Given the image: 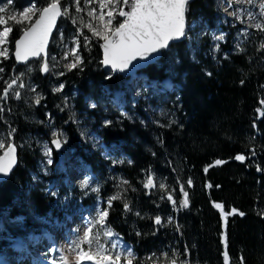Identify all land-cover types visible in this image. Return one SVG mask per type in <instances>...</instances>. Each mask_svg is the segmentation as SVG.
I'll list each match as a JSON object with an SVG mask.
<instances>
[{
    "label": "trees",
    "instance_id": "1",
    "mask_svg": "<svg viewBox=\"0 0 264 264\" xmlns=\"http://www.w3.org/2000/svg\"><path fill=\"white\" fill-rule=\"evenodd\" d=\"M6 1L0 0V3ZM48 2L13 0L12 3L14 8L20 9L29 3L43 7ZM210 5V0H194L189 8L211 25ZM17 38L14 29L10 40ZM253 41L252 38L250 47L249 43L244 44L242 48L246 51H235L227 58H219L218 64H213L200 52L190 55L184 42L171 46L174 57L166 68L176 75L181 86L179 121L146 129L123 121L121 127L110 124L100 132L107 147L116 145L127 158L114 168V175H105L107 179L102 182L99 195L106 199L121 194V199L112 202L107 225L133 245L136 253L133 264H151L153 257L167 246L190 264H264V114L261 119H256L259 100L264 96V41L258 50ZM91 53L101 60L98 47H93ZM0 67L5 73L19 71L13 60ZM166 68L158 69L153 64L144 72L149 78L159 80L166 77ZM63 79L65 95L72 90L68 83L81 95H88L96 93L102 85L116 89L125 80L115 76L105 80L104 74L86 58L81 70H74ZM37 84L46 104L44 109H38V118L44 119L43 112L46 111L57 123L66 126L65 115L53 107L54 96L49 93L47 78L39 75ZM80 101L81 96L75 100L76 109L93 116L94 110L78 105ZM0 107L5 111L10 106L4 101ZM16 109L7 112L10 130L15 129L12 133L15 143L27 134L48 138L41 124L32 123L29 118L21 119L22 110ZM74 149L80 158H87L76 146ZM18 150L16 169L7 181L0 183V217L2 214L9 219L21 216L27 225L30 218L19 212L15 200L25 199L28 208L39 217L51 213L52 200L38 187L29 189L25 186L30 182L29 173L37 171L40 155L35 147L24 145ZM238 154L245 156V160H236ZM216 160L224 163L216 165ZM89 163L93 169L101 167L106 173L105 162L95 159ZM106 165L111 164L106 162ZM118 175L128 183L121 182L116 189ZM149 176L155 187L145 188ZM157 179H162L167 188L159 189ZM181 185L188 193L189 205L184 208L179 206L184 198ZM20 187L27 189L25 195ZM169 194L176 201L175 205L168 201ZM125 202L131 211H124ZM215 203L223 206L224 213H231L233 208L237 213L228 215L225 220ZM170 211L174 220L165 226L163 218ZM137 212L140 215H136ZM157 216L162 219L160 225L154 223ZM35 228V224H29L25 233ZM3 244L0 242V247Z\"/></svg>",
    "mask_w": 264,
    "mask_h": 264
},
{
    "label": "rangeland",
    "instance_id": "2",
    "mask_svg": "<svg viewBox=\"0 0 264 264\" xmlns=\"http://www.w3.org/2000/svg\"><path fill=\"white\" fill-rule=\"evenodd\" d=\"M50 2V0H49ZM210 11H212L213 23L208 28L207 23L201 17H198L188 7L187 12V29L185 36V47L190 55L194 52L201 53L204 57L210 59L213 64H218L219 58H227L228 54L235 51H246L244 44L249 43L251 46V39L253 38L256 50L260 48V44L264 41V31L255 27L257 23H264V12L262 5L264 0H210ZM231 3V7H229ZM35 3H29L26 6L16 9L6 2L0 3V6H6L7 11L0 15L7 18L9 15H18L25 7ZM71 5L69 16H62L59 19L55 34L51 40L50 47L47 54L49 71L45 78L49 85V93L54 96L53 107L58 110V113H63L68 121L66 126L62 122H56L55 117L44 111V119L37 116L39 111L46 107L43 103L44 94L38 89L37 79L40 75V68L42 66V57L36 61H32L23 67H18L19 71L10 73H0V93L6 87L5 81H9L16 75L23 73L22 81L26 85L24 88H17L21 93L20 99H16L13 95H9L6 103L8 110L0 112V139H3L6 147L10 142L8 133L12 128L9 115L7 112H12L13 109L21 108V119L29 120L32 123L41 124L44 131L50 140H44L42 135H29L16 143L18 148H23L24 145H33L40 155V159L36 163V172L29 173L30 182H26L25 186L30 188L38 187V190L43 192L46 196L51 198V211L46 218L35 215L29 208L28 204L24 202L25 199H16L17 208L19 212H24L29 216L27 225L35 224L36 229H30V233L25 234L26 224L23 222L21 216H16L12 219L2 214L0 217V242H5V246L1 248L2 254L5 250H12L15 244H20L25 247L26 251L20 252L19 255L13 253L10 261L19 257H25L24 264H53L58 261L61 255L68 258L69 264H76V253L71 250V245L76 241L83 232L90 220H92L99 211L107 208V201L101 200L99 192L102 188V182L105 181L106 174L114 175L115 167H119L122 161L127 158L120 148L116 145L107 147L103 144L102 135L107 126L105 121H111L113 126L121 127L123 121L131 125H138L139 127H158L169 126L176 124L179 121V112L181 111L179 90L181 86L177 81L176 75L170 74L166 65L169 66L173 61L174 52L168 49L163 52L161 59L155 63L156 67L166 68V77L156 80L147 76L144 71H136L132 76L125 78L116 89L107 85L100 86L96 93L82 94L77 91L75 87L68 83L71 87L69 95L64 94L65 80L63 77L74 70L82 68L85 58L88 63L92 62L96 70L101 71L106 76H112L110 71L104 72L102 69L101 60L99 56L93 55L91 49L98 47L101 51L102 40L92 37L88 30L84 29V34L91 38V43L84 46L83 37H80L79 55L83 59V64L71 71L64 67L69 63L73 57L69 55L68 59H63L64 53L68 52L71 48L75 47L74 37L77 36V28L79 27V20L83 18L85 22L89 20L87 12L90 8H96L99 11L98 3L94 2L88 6L85 0H81V13L75 12V5L72 0H61V7ZM243 9L237 13V16L231 15L232 12ZM209 12V8H207ZM251 13L252 15H249ZM38 15V13H37ZM71 17L77 19V24H73ZM255 17V19H253ZM36 17H33V22ZM117 17L114 24L121 21ZM12 27L17 32V37L22 33V29L27 27L28 24H16L15 21L9 20L7 25ZM4 26H0L2 29ZM218 29H220L218 31ZM12 31V33H13ZM11 33V34H12ZM10 34V35H11ZM224 35V40H216L215 37ZM7 47L9 48V59L3 63L13 60L14 41L10 40ZM264 44V42H263ZM217 45H219L217 47ZM226 46V47H225ZM101 55V54H100ZM52 57H56L55 60ZM2 59V58H0ZM14 61V60H13ZM63 72V75L59 73ZM106 80V78H105ZM63 84L64 88L61 92H54L53 90L59 85ZM35 87L36 91L33 92L31 87ZM39 94L42 100L39 105L35 101V96ZM81 96V101L78 105L83 106L86 110H94V115L89 116L83 110H77L75 100ZM5 100H0V105ZM264 96L260 99L259 111H256V119H261L264 114ZM96 107H90L91 104ZM63 109V110H61ZM6 112V113H5ZM11 114V113H10ZM11 127V128H10ZM53 132L62 133V147L60 151L54 156L53 149L51 157L45 155V145L51 148V140L53 139ZM77 147L87 158H80L79 153L74 149ZM4 149H0V154ZM51 159L52 163L47 164V160ZM99 159L103 163L97 170L93 169L89 161ZM106 162L111 164L106 165ZM42 176V178L39 177ZM85 179L88 180L87 187H82ZM124 180L120 175L117 176L115 188L118 189L117 184H121ZM156 184L159 189L164 190L167 184L162 179H157ZM163 184L166 187L160 188ZM111 186L110 189H112ZM120 188V187H119ZM23 189L24 195L27 189ZM93 189H98L94 191ZM169 218L171 221L169 222ZM172 211L165 214L163 221L165 226L173 222ZM108 228H110L107 225ZM112 230V228H110ZM99 230V229H97ZM113 233L117 234L112 230ZM13 233L18 234L16 239L12 238ZM121 236L117 234L111 238H105L101 235V243L109 247L113 242H119L123 251L125 248L130 250L133 254L132 259H135V250L133 247L126 243ZM23 244H22V243ZM95 244L92 245V250L95 251ZM87 250V245L84 246ZM171 247L167 246L162 249L158 255H155L151 264H166L172 260H176L179 264H189V261L183 256L179 255ZM172 250L169 255L168 250ZM11 254V253H10ZM127 253L124 252V255ZM94 261L84 260L82 264H90ZM23 264V262H22ZM120 264H126L125 260L121 259Z\"/></svg>",
    "mask_w": 264,
    "mask_h": 264
},
{
    "label": "snow or ice",
    "instance_id": "3",
    "mask_svg": "<svg viewBox=\"0 0 264 264\" xmlns=\"http://www.w3.org/2000/svg\"><path fill=\"white\" fill-rule=\"evenodd\" d=\"M13 0H7V4L11 5ZM94 0H85V4L90 6ZM98 3L99 11L96 8H90L87 12L89 20L85 22L83 18L79 20V27L77 28V36L74 37L75 47L71 48L68 52L64 53L63 59L67 60L69 55L73 59L64 65L67 70L79 68L83 64V59L79 55L80 49V37H83L84 46L87 47L91 43V38L84 34L86 28L91 33L92 37L102 40L101 45L103 49V60L101 63L109 67L112 73L120 72L127 73L130 70L139 66V62H150L154 59L153 54L159 53L161 50L167 49L170 42L179 40L186 35L187 29V12L190 0H95ZM251 3V0H249ZM72 4L75 5V12L81 13V0H72ZM231 7V3H229ZM264 9V5L261 6ZM127 9V10H125ZM7 11L6 6H0V14ZM71 11V5L61 7V0H50L46 6L37 7L36 4L25 7L18 15H9L5 18L4 15H0V26H4L0 29V64L3 61L9 59V48L7 47L9 42V35L12 33L13 28L5 26L9 20L15 21L16 24H25L28 26L22 29V35L19 39L15 40L14 57L17 62H26L30 57H39L42 53L45 54L44 62L41 71L47 73L49 71V64L46 54V48L49 43V38L52 34L53 28L56 25L58 18L62 16H69ZM243 11L238 9L231 13L233 16H237V13ZM38 13V15H37ZM249 15H252L249 13ZM264 15V12L261 13ZM33 17H36L33 22ZM117 17L123 18L121 21L114 24ZM237 18H239L237 16ZM255 19V17H253ZM72 23L77 24V19L71 17ZM255 27L264 31V23H257ZM216 40L223 41L224 35L215 37ZM219 45H217L218 47ZM53 60L56 57H52ZM5 69L0 67V73H4ZM63 75V72L59 73ZM24 74H18L14 76L10 82L5 81L6 87L3 88L0 93V100H7L9 95H13L16 99H20L21 93L16 90L17 88H24L26 85L22 81L21 77ZM211 75V73H208ZM106 79H111V76H106ZM243 83V81H241ZM31 87V86H29ZM64 85L61 84L55 88L54 92H61ZM33 92L36 91L35 87H31ZM42 96L37 94L35 96V103L40 104ZM261 103H264L262 101ZM90 107L95 108L93 103ZM63 110V109H61ZM4 108L0 107V112H3ZM259 111V109H258ZM111 121H105V125H110ZM15 129H12L8 133V139L11 140L12 133ZM53 139L51 144L55 146V149L62 147V133L53 132ZM0 149H4L3 154L0 155V174L7 176L11 173L13 167L17 164V146L14 143H8L7 147L0 139ZM52 148L45 145V155L51 157ZM254 154V153H253ZM238 161H244L245 156L237 155L235 157ZM52 160L48 159L47 164H51ZM131 163V161H129ZM224 161L216 160L215 164L220 165ZM260 171V169H257ZM207 171V168L205 169ZM127 184V181H123ZM192 181L188 180V185L191 186ZM88 180L82 184V187H87ZM145 188L155 187L154 180L151 176L145 183ZM166 186L161 184L160 188ZM97 191L98 189H93ZM181 191L183 192V199L180 201V207H188V193L183 191V185H181ZM121 194L117 193L110 197L107 201V208L102 209L98 214L88 222L83 235L74 241L71 245V250L76 253V264H82V261L89 260L94 261V264H120L121 259L125 260L126 264H133L132 252L128 249L123 251L119 250L121 245L117 242H113L109 247L101 243V235L105 238H111L117 234L113 233L110 228L107 227V218L109 210L112 207V202L121 199ZM168 201L173 205L176 201L173 200L171 194L167 196ZM217 209L221 210L222 215L227 219L230 214H236L237 210L233 208L231 213H224L223 206L220 203L214 205ZM125 212L131 211L128 203L123 204ZM140 215V213H136ZM243 216V213H239ZM171 218H169V222ZM154 223L160 225L162 223L161 217L154 218ZM99 229V230H97ZM95 244V251L92 250V245ZM87 245V250L84 246ZM225 247L227 242L225 238ZM124 252L127 254L124 255ZM225 261L228 260L227 251L224 253ZM53 264H69L68 258L65 255H61L58 261H54ZM171 264H176V260H172Z\"/></svg>",
    "mask_w": 264,
    "mask_h": 264
},
{
    "label": "water",
    "instance_id": "4",
    "mask_svg": "<svg viewBox=\"0 0 264 264\" xmlns=\"http://www.w3.org/2000/svg\"><path fill=\"white\" fill-rule=\"evenodd\" d=\"M193 1H194V0H190V4H191ZM190 4H189V5H190ZM125 10H127V9H125ZM60 18H61V17H60ZM60 18L57 19V21H56V25H55L54 28H53L52 34H51V36H50V38H49V43H48L47 48H46V53H47V51H48V49H49V46H50V43H51V39H52L53 35L55 34L56 27H57V24H58V21H59ZM120 18H121V17H120ZM121 19H123V18H121ZM21 35H22V34H21ZM21 35H20V36H21ZM20 36H19V37H20ZM185 36H186V35H185ZM19 37H18L17 39H19ZM184 39H185V37H183V38H181V39H179V40H174V41L170 42V45H169V47H168L167 49H169L172 45L182 43V42L184 41ZM14 48H15V42H14ZM167 49L161 50V51H160L159 53H157V54H153L155 58L152 59L150 62H147V63H145V62H139V66H138V67H136V68L133 69V70H130V71L127 72V73H120V72L112 73V72H111V69H110L109 67H106V66H104V65L101 63V64H102V69H103V71H105V72H106V71H110V72L112 73V75L115 76V77H116V76H120V77H129V76L133 75L136 71L144 70V69L147 68L148 66H150V65H152V64H155V63L161 58V53H162V51H165V50H167ZM12 57H13V60H14V62H15V64H16V66H18V67H22V66H25L26 64H28L29 62H32V61L38 60L40 57H43V62H44L45 54L42 53L41 56H39V57H30V58L28 59V61H26V62H17V61L15 60V57H14V51H13V55H12ZM102 60H103V49L101 48V61H102ZM42 65H43V64H42ZM41 68H42V66H41ZM40 73H41L42 76H46V75H47V73L42 72L41 69H40ZM10 143H14L13 140H12V138H11V140H10ZM51 145H52V144H51ZM52 147H53V149H54L55 152H58V151L60 150V149H55V146H54V145H52ZM2 154H3V153H2ZM17 161H18V149H17ZM17 165H18V162H17V164L13 167V169H12V171H11V173H10L9 175L4 176V175L0 174V183H1V182H5V181H7V180L11 177V175H12V173L14 172V170L16 169ZM169 264H171V263H169ZM176 264H178V263H176Z\"/></svg>",
    "mask_w": 264,
    "mask_h": 264
},
{
    "label": "bare ground",
    "instance_id": "5",
    "mask_svg": "<svg viewBox=\"0 0 264 264\" xmlns=\"http://www.w3.org/2000/svg\"><path fill=\"white\" fill-rule=\"evenodd\" d=\"M231 1V0H228ZM26 251L25 247L20 245V244H15L12 247V250H5L2 254H0V264H12L10 261V258L12 257L13 253H15L16 255H19L20 252ZM11 253V254H10ZM25 257H19L18 259H16L15 261H13L14 264H23ZM93 264V263H90Z\"/></svg>",
    "mask_w": 264,
    "mask_h": 264
}]
</instances>
